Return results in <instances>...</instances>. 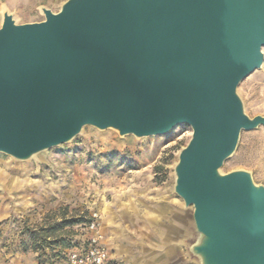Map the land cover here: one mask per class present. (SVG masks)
I'll list each match as a JSON object with an SVG mask.
<instances>
[{
	"label": "water",
	"instance_id": "obj_1",
	"mask_svg": "<svg viewBox=\"0 0 264 264\" xmlns=\"http://www.w3.org/2000/svg\"><path fill=\"white\" fill-rule=\"evenodd\" d=\"M0 27V154L19 163L84 129L137 140L192 129L173 192L192 208L195 264H264V185L223 172L250 117L239 86L264 65V0H67ZM3 185L0 183V191Z\"/></svg>",
	"mask_w": 264,
	"mask_h": 264
},
{
	"label": "rangeland",
	"instance_id": "obj_2",
	"mask_svg": "<svg viewBox=\"0 0 264 264\" xmlns=\"http://www.w3.org/2000/svg\"><path fill=\"white\" fill-rule=\"evenodd\" d=\"M66 1L0 0V27L4 7L27 24L44 20L41 7L57 13ZM238 91L250 117L264 116V65ZM191 135L187 125L142 140L87 127L70 144L27 163L0 154V264H40L49 254L66 252L95 213L105 240L104 203L155 183L173 191V169ZM238 169L264 185V127L242 133L222 171Z\"/></svg>",
	"mask_w": 264,
	"mask_h": 264
},
{
	"label": "crops",
	"instance_id": "obj_3",
	"mask_svg": "<svg viewBox=\"0 0 264 264\" xmlns=\"http://www.w3.org/2000/svg\"><path fill=\"white\" fill-rule=\"evenodd\" d=\"M102 210L113 264H194L185 249L191 212L170 187L134 188Z\"/></svg>",
	"mask_w": 264,
	"mask_h": 264
},
{
	"label": "built area",
	"instance_id": "obj_4",
	"mask_svg": "<svg viewBox=\"0 0 264 264\" xmlns=\"http://www.w3.org/2000/svg\"><path fill=\"white\" fill-rule=\"evenodd\" d=\"M52 264H113L105 248L101 217L98 214L92 215L91 221L82 227L72 247Z\"/></svg>",
	"mask_w": 264,
	"mask_h": 264
},
{
	"label": "trees",
	"instance_id": "obj_5",
	"mask_svg": "<svg viewBox=\"0 0 264 264\" xmlns=\"http://www.w3.org/2000/svg\"><path fill=\"white\" fill-rule=\"evenodd\" d=\"M85 225L86 224L82 225L81 228L84 227ZM71 247H72V245L70 246V248ZM70 248H68V249H70ZM63 254L64 253H61V252L49 254L43 259L42 263H40V264H52V261L59 259L61 256H63Z\"/></svg>",
	"mask_w": 264,
	"mask_h": 264
}]
</instances>
